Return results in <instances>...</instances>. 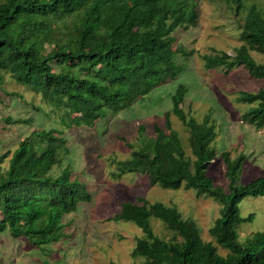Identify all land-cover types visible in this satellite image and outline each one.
I'll list each match as a JSON object with an SVG mask.
<instances>
[{"label": "trees", "instance_id": "obj_1", "mask_svg": "<svg viewBox=\"0 0 264 264\" xmlns=\"http://www.w3.org/2000/svg\"><path fill=\"white\" fill-rule=\"evenodd\" d=\"M197 1L0 0V83L7 73L17 84L38 93L63 127H68L73 114H80L90 128L108 113L130 107L183 74L185 66L178 61L187 54L177 33L198 24ZM226 1L237 13L245 8L244 0ZM239 38L242 43L233 54L218 51L203 56L205 67H222L227 74L242 66L250 76L264 78V63L250 54L264 55V15L254 5L246 9ZM185 88L184 83L176 85L171 112L187 128L193 158L185 154L169 111L162 126L154 125L152 151L130 146V155L137 162L134 170L146 173L150 186L177 189L184 183L185 189L209 193L220 204L208 232L226 253L220 254L213 242L203 240L196 224L183 218L176 207L159 201H124L112 219L132 221L143 231L131 252L143 258L142 264H264V230L247 235L244 241L237 230L252 217L240 216L239 203L246 196H264V174L239 184L245 155L231 157L223 151L227 186L214 184L207 174L215 156L214 126L184 112ZM239 95V101L252 104L241 113V120L262 128L264 88ZM2 121L28 122L11 116ZM67 150L63 129L35 128L2 155L6 166L0 167V232L7 230L38 247L65 236L64 216L92 199L86 184L72 177L69 168L53 173ZM151 217L163 222L172 237L155 235Z\"/></svg>", "mask_w": 264, "mask_h": 264}, {"label": "rangeland", "instance_id": "obj_2", "mask_svg": "<svg viewBox=\"0 0 264 264\" xmlns=\"http://www.w3.org/2000/svg\"><path fill=\"white\" fill-rule=\"evenodd\" d=\"M197 4L198 24L177 33L178 43L187 53L186 59L178 61L185 66L183 74L157 86L130 107L108 113L90 128L84 125L80 114H73L68 127H63L57 114L52 113L38 93L17 84L7 73L3 74L0 167L6 166L2 155L9 154L33 129H63L68 150L53 173L69 168L72 177L86 184L92 199L80 203L76 211L64 216L65 236L56 242L32 246L22 237L14 238L7 230L1 231L0 264H142L143 258L133 257L131 252L143 231L132 221L112 219L122 202H135L138 198L176 207L183 218L196 224L203 240L216 245L208 229L219 215L220 204L209 193L198 194L193 188L185 189L184 183L177 189L150 186L148 175L134 170L137 162L130 155V146L152 151L154 125L162 126L164 114L169 111L171 125L178 132L185 154L193 158L187 128L171 112V95L181 82L186 87L181 103L184 112L196 121L208 120L214 126L216 135L211 145L215 156L207 168L214 184L223 189L227 186L221 159L223 151H229L231 157L239 153L245 155L239 184L264 174V126L257 129L242 121L241 113L252 104L239 101L240 92L264 88V78L250 76L242 66L227 74L222 67L207 69L203 58L218 51L233 54L242 43L239 33L246 9L254 5L264 15V0H244L245 8L238 13L226 0H198ZM27 32L30 33L28 27ZM250 54L257 62L264 63L263 54L255 51ZM64 70L78 73L68 67ZM6 116L28 122L6 124L2 121ZM239 213L244 218L252 214L237 227L240 241L264 230V196L244 197L239 203ZM149 223L159 238L172 237V232L159 219L151 217ZM216 246L220 254L226 253Z\"/></svg>", "mask_w": 264, "mask_h": 264}, {"label": "bare ground", "instance_id": "obj_3", "mask_svg": "<svg viewBox=\"0 0 264 264\" xmlns=\"http://www.w3.org/2000/svg\"><path fill=\"white\" fill-rule=\"evenodd\" d=\"M183 48V47H182ZM172 50V49H171ZM187 54V53H186Z\"/></svg>", "mask_w": 264, "mask_h": 264}]
</instances>
